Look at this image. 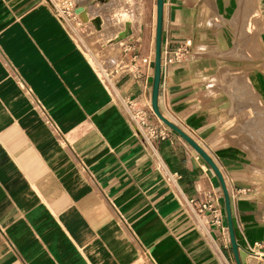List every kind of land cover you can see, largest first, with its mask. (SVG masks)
Instances as JSON below:
<instances>
[{"label":"crops","instance_id":"obj_1","mask_svg":"<svg viewBox=\"0 0 264 264\" xmlns=\"http://www.w3.org/2000/svg\"><path fill=\"white\" fill-rule=\"evenodd\" d=\"M92 1L0 0V264H235L212 169L167 126L152 139L130 121L128 102L160 124L156 0H130L109 84L58 14ZM162 13L161 49L189 40L191 55L161 71L158 108L219 168L241 264H264V0Z\"/></svg>","mask_w":264,"mask_h":264},{"label":"rangeland","instance_id":"obj_2","mask_svg":"<svg viewBox=\"0 0 264 264\" xmlns=\"http://www.w3.org/2000/svg\"><path fill=\"white\" fill-rule=\"evenodd\" d=\"M106 1L108 0H93L90 4H87L86 6L88 12L82 13V15L79 13L80 11L76 12L77 14L75 13L74 15L73 11L62 12L61 10H58V14H60L61 17H65L67 19L75 18L74 19L75 22L72 23V26L69 27V30L71 31L72 35L76 38L80 47L87 54L86 56L91 60L98 74L105 80L106 83L109 84L112 75L114 74V71L121 66H124L125 68V63L122 62L121 60L122 46L120 44L123 39L120 40L118 44L114 45L113 47L111 46L108 47L107 43L108 41H112L111 39H115V40L118 39L119 35L126 31V29L124 30V23L122 22L125 18L128 19L131 26L132 22H134L135 18L137 17L138 10L136 9V6H133L131 4L130 0H120V4H119L120 6L118 7V9H120L118 10L119 12L117 11V9L116 10L114 9L109 14V17L114 19V22L110 23L109 25L113 27L112 31H107L104 33L103 31L98 32L96 31L95 26L91 22L90 19L91 12L93 8L98 7L99 5H101V3H103L102 5H104ZM93 5H95V7ZM99 13L100 15H103V17L104 15H108V12L107 14L106 12L104 13L103 11ZM119 29L120 31L121 30L122 31L119 32ZM111 36H114L116 38L114 37L112 38ZM183 42H179L178 44H176V46H179ZM151 49L152 46L150 45L147 46V52L150 51ZM169 49H173V47L172 48L163 47L161 49V70L165 69V63H164L165 55L163 54V52ZM144 51H145V46L141 42V44L138 45V51H137L138 56H143ZM190 55L191 53H189V55L183 61H186V59L190 58ZM138 56L135 58V60L132 61L131 64L132 66H136L138 70H141L143 58H140ZM152 58L150 59L151 63H153ZM146 62H148V60ZM176 63H180V62H176Z\"/></svg>","mask_w":264,"mask_h":264},{"label":"water","instance_id":"obj_3","mask_svg":"<svg viewBox=\"0 0 264 264\" xmlns=\"http://www.w3.org/2000/svg\"><path fill=\"white\" fill-rule=\"evenodd\" d=\"M163 0H156V9H155V36H154V52H153V69H152V82H151V93H150V107L153 114L156 118L162 122L165 126L173 130L176 134H178L191 148H193L201 158L208 164V166L212 169L216 178L220 184V188L222 191L223 201H224V209H225V217L227 222L228 234L231 244V249L233 252V257L235 264H241L239 253H238V245L235 240L234 230L232 225V217H231V209H230V199L228 195V191L222 177V174L212 160V158L196 143L194 139H192L186 132H184L181 128L167 119L162 115L158 108L157 99H158V90L160 84L161 77V44H162V20H163ZM81 8L77 9L79 11ZM99 18H94V23L96 27H98L100 21Z\"/></svg>","mask_w":264,"mask_h":264},{"label":"built area","instance_id":"obj_4","mask_svg":"<svg viewBox=\"0 0 264 264\" xmlns=\"http://www.w3.org/2000/svg\"><path fill=\"white\" fill-rule=\"evenodd\" d=\"M191 52L190 41L186 40L181 43L179 46H174L173 49L165 50L163 54L165 68L173 63L183 61ZM146 59H143V62H146ZM127 109L129 112L130 121L135 125L137 132L144 129L147 135L152 139H163L165 137V125L159 121V125H154L149 122L148 114L145 110L139 109L134 106L132 102L127 103ZM164 126V127H163ZM197 210L198 214L203 213V209L210 207V212L212 213V222L219 224L220 214H218L217 208L211 207V204H202Z\"/></svg>","mask_w":264,"mask_h":264},{"label":"bare ground","instance_id":"obj_5","mask_svg":"<svg viewBox=\"0 0 264 264\" xmlns=\"http://www.w3.org/2000/svg\"><path fill=\"white\" fill-rule=\"evenodd\" d=\"M97 4V3H96ZM95 4V5H96ZM103 3H101V5H99L98 7H96V8H93L92 9V12H91V17L90 18H92L93 20H94V18H99L100 20V23H99V25H98V29L100 28V31L99 32H101V31H103V33L104 32H107V31H112V29H113V27H111V26H109L110 25V23H112V22H114V19H112V18H110L109 17V14H110V12H112L114 9L116 10L117 9V11L118 10H120V9H118V7L120 6L119 4H120V0H108V1H106V3L104 4V5H102ZM95 5H93L94 7H95ZM79 11H81V9L79 10ZM101 11H103L104 13L106 12V14H107V12H108V15H104V17H103V15H100V13L99 12H101ZM78 12V11H77ZM119 12V11H118ZM82 13V12H81ZM84 13V12H83ZM124 15V14H123ZM125 17V16H124ZM123 23H124V30L126 29V24L128 23V19L127 18H125L123 21H122ZM93 23H94V21H93ZM95 24V23H94ZM96 26V25H95ZM122 30H123V28H122ZM121 30V31H122ZM120 31V29H119V32H121ZM126 33H127V31H125V32H123L122 34H120L119 35V37H123V36H125L126 35ZM114 36H116V35H114ZM114 36H111L112 38L114 37ZM114 38H116V37H114ZM112 41H108V47H113L114 45H116V41H115V39H111Z\"/></svg>","mask_w":264,"mask_h":264}]
</instances>
